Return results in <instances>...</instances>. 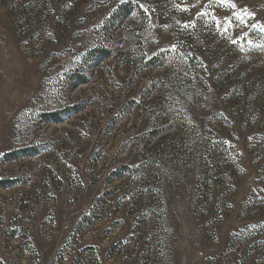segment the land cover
<instances>
[{
	"label": "rangeland",
	"instance_id": "374dc122",
	"mask_svg": "<svg viewBox=\"0 0 264 264\" xmlns=\"http://www.w3.org/2000/svg\"><path fill=\"white\" fill-rule=\"evenodd\" d=\"M232 11L0 0V264H264V33Z\"/></svg>",
	"mask_w": 264,
	"mask_h": 264
},
{
	"label": "snow or ice",
	"instance_id": "6c2138e0",
	"mask_svg": "<svg viewBox=\"0 0 264 264\" xmlns=\"http://www.w3.org/2000/svg\"><path fill=\"white\" fill-rule=\"evenodd\" d=\"M121 2H123V0H121ZM215 2L221 7H227L233 10L230 16L223 18V21L219 16H216L215 14L211 16V19L215 22L218 30H222L223 33L226 34L228 32V28L223 27V25L226 23L229 27H232L235 24L243 27H251L254 30H258L264 33V24L249 23L250 20L255 19L254 13H250L245 9H241L239 12L235 11L237 8V4L234 2V0H215ZM211 3L212 0H209L210 5ZM141 7H143V5H141ZM197 15H206V13L198 12ZM184 27H188V24H185ZM246 37H247V33H244L242 38H246ZM237 42L238 40L236 39L232 40V43H237ZM246 43H248L249 45L253 44L251 40H246ZM240 46L241 48H243V44H241Z\"/></svg>",
	"mask_w": 264,
	"mask_h": 264
},
{
	"label": "trees",
	"instance_id": "16d2710c",
	"mask_svg": "<svg viewBox=\"0 0 264 264\" xmlns=\"http://www.w3.org/2000/svg\"><path fill=\"white\" fill-rule=\"evenodd\" d=\"M129 6H134V4L133 3H127V4H124V5H121L117 10H116V12L114 13V17L116 16H121L122 18H124V17H126V16H128V13L131 11V12H133L132 10L133 9H129L128 11H126V9H128L129 8ZM136 7H137V9L139 10V11H142V9L138 6V5H135ZM134 8V7H133ZM159 59V57L157 56V57H155V58H153L152 60L153 61H151L152 62V65H158L160 62H157L156 60H158ZM161 64V63H160ZM78 81L79 82H81V83H85V82H87L86 80H84V79H82V78H79L78 79ZM49 117V118H48ZM48 117H46V118H48V119H50V120H53V121H58V122H60L61 121V117H58V113H54V114H51V115H49Z\"/></svg>",
	"mask_w": 264,
	"mask_h": 264
}]
</instances>
